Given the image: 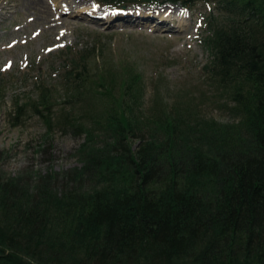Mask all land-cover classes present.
<instances>
[{"label":"trees","instance_id":"1","mask_svg":"<svg viewBox=\"0 0 264 264\" xmlns=\"http://www.w3.org/2000/svg\"><path fill=\"white\" fill-rule=\"evenodd\" d=\"M98 1L214 6L202 71L233 122L144 118L138 77L88 88L90 57L71 59L82 114L59 124L85 138L82 167L59 190L0 177V264H264V0Z\"/></svg>","mask_w":264,"mask_h":264},{"label":"rangeland","instance_id":"2","mask_svg":"<svg viewBox=\"0 0 264 264\" xmlns=\"http://www.w3.org/2000/svg\"><path fill=\"white\" fill-rule=\"evenodd\" d=\"M87 1L95 12H57L55 0H0L2 179L18 180L31 188L46 179L51 188L59 190L82 167L79 150L85 138L72 128H62L59 120L70 113L82 114L81 106L71 110V89L76 86L65 83L64 73L71 59L83 53L90 57L88 88H96L92 81L99 77L108 85L138 77L144 118L155 110L182 107L204 119L233 122L227 97L202 71L209 60L202 40L207 18L217 15L214 6ZM24 2L27 6L22 8ZM38 3L48 8L49 16L67 18L70 25L52 31L39 18L44 10H38ZM158 7L182 11L186 31L159 26L158 15L151 14ZM148 12L152 16L144 19L142 15ZM100 107L94 105V109Z\"/></svg>","mask_w":264,"mask_h":264},{"label":"bare ground","instance_id":"3","mask_svg":"<svg viewBox=\"0 0 264 264\" xmlns=\"http://www.w3.org/2000/svg\"><path fill=\"white\" fill-rule=\"evenodd\" d=\"M35 3H36L35 1H32L31 4H35ZM26 6L27 3L24 2L22 8ZM41 9H43L44 11L42 12V14L39 15V18L43 20L45 24L50 25L52 31H58L61 28L70 25L69 23L70 21L67 18L62 19L59 16L56 17L49 16L50 13L48 8L45 7L42 3H38V10L41 11ZM54 9L57 12L66 11V12H71L72 14L77 9H87L92 12L96 11L92 6L89 5V2L87 0H64L63 2H61L60 0H55ZM151 14L158 15L156 18L159 19L158 20L159 26L162 25L171 26V30L169 31L173 32V31H177L178 29L179 31H186L184 28L186 26L184 20V13L180 10H175L171 7H164V8L158 7L155 10H153ZM152 15H150V12H148V13H144L142 17L146 19ZM177 23L179 24L178 26H176ZM183 34H185V32Z\"/></svg>","mask_w":264,"mask_h":264}]
</instances>
